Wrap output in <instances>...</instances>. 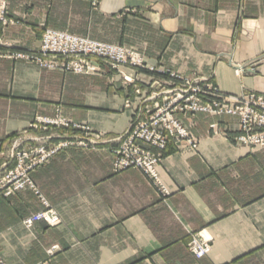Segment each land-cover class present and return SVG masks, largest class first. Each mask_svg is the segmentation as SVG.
<instances>
[{
  "label": "crops",
  "instance_id": "1",
  "mask_svg": "<svg viewBox=\"0 0 264 264\" xmlns=\"http://www.w3.org/2000/svg\"><path fill=\"white\" fill-rule=\"evenodd\" d=\"M5 1L11 24L0 27V175L14 165V146H35L40 138L55 145L54 129L40 128L44 119L89 126L105 140L70 143L33 170L39 193L27 187L0 195V260L264 264V148L235 140L238 117L178 114L197 147L168 144L158 165L170 192L163 196L140 170H113L111 149L133 117L124 107L133 88H124L120 75L62 72L6 56L37 50L50 28L132 48L149 66L225 94L264 95V0ZM162 80L176 82L157 72L138 75L144 95L161 90ZM59 132L84 136L72 128ZM41 198L60 217L58 225L23 222L47 209ZM199 232L212 241L201 259L188 248Z\"/></svg>",
  "mask_w": 264,
  "mask_h": 264
},
{
  "label": "built area",
  "instance_id": "2",
  "mask_svg": "<svg viewBox=\"0 0 264 264\" xmlns=\"http://www.w3.org/2000/svg\"><path fill=\"white\" fill-rule=\"evenodd\" d=\"M7 7V2L0 0V27L11 24ZM1 44L3 42L0 38ZM0 56H4L1 51ZM6 56L32 61L48 68L55 67V59L67 60L74 56L78 57L80 61H84L83 58L89 56L107 58L114 67L117 63L125 62L123 60L125 59L124 52L117 46L52 29L45 32L42 44L37 50L14 52ZM70 63L71 61H64L60 67H68ZM125 79L129 82L132 81L129 77ZM181 82L179 88L174 90V94L163 105L154 111L145 109L144 113L132 124L125 144L115 152L116 170L128 167L141 169L163 196L169 195L170 192L162 182L158 165L163 159L168 144L173 140H185L193 148L197 147V141L177 117L176 113L178 112H214L237 115L241 118L242 131V136L238 140L245 144H248L249 141L264 147V96L252 94L250 96L222 97L211 93L212 87L207 84L202 85L198 80L182 79ZM210 97L214 98L211 99V103ZM249 104H258L262 108L251 109ZM42 121L55 122V120L48 119ZM65 125L68 126V122ZM67 145L68 143L65 142L50 146L46 140L39 141L37 145L30 147H22L21 144L14 146L10 153V159L13 160L14 165L0 175V195L7 197L27 187L39 193L30 173ZM147 147H152L154 150ZM42 201L47 209L26 218V225L31 226L40 220L51 226H56L61 222L60 217L56 211L50 208L48 202L44 198ZM188 247L197 258H203L210 254L212 241L199 232L191 235ZM54 250L55 248L51 252L53 253ZM0 264L5 263L0 260Z\"/></svg>",
  "mask_w": 264,
  "mask_h": 264
},
{
  "label": "rangeland",
  "instance_id": "3",
  "mask_svg": "<svg viewBox=\"0 0 264 264\" xmlns=\"http://www.w3.org/2000/svg\"><path fill=\"white\" fill-rule=\"evenodd\" d=\"M47 30H51V29L48 28V29H46L44 31V33L42 35V40H43V36H44V34H45V32ZM52 30H56V29H52ZM57 31L68 32V31H63V30H57ZM68 33H70V32H68ZM71 34H73V33H71ZM74 35H76V34H74ZM77 36L82 37V38H89V37H83V36H80V35H77ZM89 39L94 40L92 38H89ZM42 40H41V44H42ZM95 41H97V40H95ZM98 42H100V41H98ZM103 43H107V42H103ZM41 44H40V46H41ZM107 44H111V43H107ZM112 45L117 46L120 49H122V51L124 52V58H125V59H123L125 62L117 63V65L115 67L113 66V63L110 62L107 58H96V57L89 56L87 58L84 57L83 58L84 61H80V59H78V57L74 56L73 58H70V59H67V60H62L61 58H59L58 60L55 59L54 60V66L55 67H53V68L44 67V68L51 69V70H60L62 72H69V73H76V74H95V73H101V72L103 73L106 70H111L113 72H116L118 75H120L122 77V79H123L122 83L124 85V88H126L128 90L131 87L133 88L132 90L131 89L129 90V95L126 97V99L124 101V107L126 109H128V110L133 112V117L130 120V124H129L128 129L125 132V134L122 135L119 138L118 144L116 146L112 147V149H111V152L113 154L112 166H113L114 172H116V173H119V172H122V171H125V170H128V169L134 168V169L140 170L146 176V174L141 169L135 168V167H128V168H123V169H120V170H116L115 169V164H114L115 163V159H116V153L115 152L117 150H120L122 148L123 144H125V139H127V136H128V133L131 130L132 124L135 121H137V119L140 117V115L142 113H144L146 108L147 109H151V110L154 111L157 107L163 105L167 101V99L170 98L174 94V90L179 88V86L181 85V83H182L181 80L182 79H193V78L181 76V75H179V74H177L175 72H171L170 70H167V71L166 70H158L154 66H149L148 63L146 62L145 58L140 53H138L135 50H133L132 48H129V47H126V46H123V45H118V44H112ZM50 57H52V56H50ZM72 60H74V61H72ZM64 61L65 62H70L71 61V63L68 65V67H60L62 62H64ZM38 65L41 66V64H38ZM41 67H43V66H41ZM149 68H151V69H149ZM143 70L149 71V72L160 73V74H162L164 76H167L168 78H171L173 81L176 80V82H165L164 80H162L161 84H162L163 88L161 90L152 91L149 94L144 95L143 93H144L145 87H144L143 84H141V82H138L139 72H141ZM237 74H241V72H239V70H237ZM126 77L131 78L132 81H130V82L127 81L125 79ZM193 80H196V79H193ZM163 82H164V84H163ZM199 83L202 84V85L203 84L210 85V87H212V89H213L211 93H213L215 95L218 94V95H220L222 97L242 96V95L243 96H250L252 94H255L257 96H264L263 94H258L256 92H248V93H244V94H240V95H229V94H225L222 90H220V88L218 86H215V85H213V84H211L209 82L200 81ZM158 99H160L161 101L159 103H155L154 101L158 100ZM211 99H214V98L210 97V103H211ZM219 100H220V102H222V99L219 98ZM210 105H212V104H210ZM249 106H250L251 109L255 108V110L262 108L258 104H255V105L254 104H249ZM180 113H184V114L191 113V114L194 115V114H196L198 112H192V111L178 112V113H176V115H177V117L179 119H180V117L178 116V114H180ZM210 114L230 115V114H226V113H214V112H210ZM230 116H236L239 119V134L235 137V140L239 144L248 145V146H258V145H255L254 143H250L249 141H248V144H245V143L241 142L240 140H238L242 136L241 135L242 134V131H241V118L239 116H237V115H230ZM44 120H46V119H44ZM181 122H182V120H181ZM65 123H67V120H64L63 118H55V122H52V123H48V121H41L40 128L41 129L45 128V130L46 129H48V130L54 129V131L52 132L53 135L50 136V138H53L52 141H53V143L55 145H58V144H61V143H65V142L68 143V144H70V143H74L75 144L76 143V144H81V145H85V146H87V145H96V144L98 145V144L104 142V140H105L104 137L100 133L94 132V130H92L89 126H79V125H76V124L71 126V124L69 122H68V126H67V125H65ZM182 124L186 127V125L183 122H182ZM217 126H218L217 124H212L211 128L212 129H216ZM68 128H72L73 130L74 129L82 130L84 132V136H83L84 138L83 137H79L78 134L67 135L66 133L59 132V129L66 130ZM218 132H219V130H215V134H217ZM39 141L42 142V141H46V140H42L40 138ZM147 148H149L151 150H154L152 147H147ZM60 150H58L57 152H59ZM150 182L152 183L151 180H150ZM152 185L154 186L153 183H152ZM41 200H42V198H41ZM51 209H53V208H51ZM25 220L23 221L24 223H25ZM52 249L53 248H51L49 250L51 255L53 254L51 252ZM199 259H201V258H199Z\"/></svg>",
  "mask_w": 264,
  "mask_h": 264
}]
</instances>
